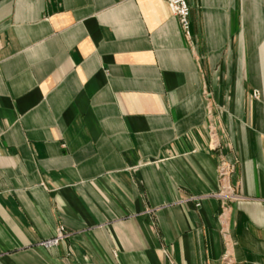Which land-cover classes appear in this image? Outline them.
<instances>
[{"label": "crops", "instance_id": "1", "mask_svg": "<svg viewBox=\"0 0 264 264\" xmlns=\"http://www.w3.org/2000/svg\"><path fill=\"white\" fill-rule=\"evenodd\" d=\"M185 1L0 0V264H264V0Z\"/></svg>", "mask_w": 264, "mask_h": 264}, {"label": "built area", "instance_id": "2", "mask_svg": "<svg viewBox=\"0 0 264 264\" xmlns=\"http://www.w3.org/2000/svg\"><path fill=\"white\" fill-rule=\"evenodd\" d=\"M166 2L171 14L176 18L180 29L184 34H188V6L185 0H163ZM256 95L257 92L255 91ZM63 236L61 229H58L56 235L52 238L41 242L42 245L48 246L55 244Z\"/></svg>", "mask_w": 264, "mask_h": 264}]
</instances>
